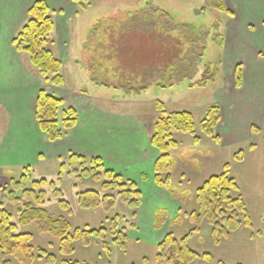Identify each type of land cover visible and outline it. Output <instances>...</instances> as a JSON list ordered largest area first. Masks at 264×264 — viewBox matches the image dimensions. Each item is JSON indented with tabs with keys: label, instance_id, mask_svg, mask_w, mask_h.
<instances>
[{
	"label": "rangeland",
	"instance_id": "rangeland-1",
	"mask_svg": "<svg viewBox=\"0 0 264 264\" xmlns=\"http://www.w3.org/2000/svg\"><path fill=\"white\" fill-rule=\"evenodd\" d=\"M56 2L62 7L54 11V19L59 29L51 35L49 49L63 63L65 85L57 87L45 80L31 64L28 55H11L12 49L10 51L8 49L11 42L9 44L7 42L2 49V56L12 59L10 66L15 68L12 71H23L33 76L36 81L38 80L36 89L45 90L64 99L70 106L89 101L102 110L114 109L120 114L133 115L150 131L159 117L156 110L157 101L165 104L169 113L182 111L192 113L195 119V136L201 141L196 144L195 136L174 134L180 146L178 151L170 153L174 195L186 203L185 211L196 210L198 207L196 191L211 177L222 174L226 165H230L231 176L241 190L235 196L243 197L254 226L253 229H238L229 239L217 246L211 226L204 221L200 234L193 235L189 245L198 254L210 253L215 262L207 263L199 259L193 264L218 262L264 264V132L254 135L250 131L252 126L264 131V119L259 115L256 123L251 122V125H247V134L237 142L225 140L218 145L202 131L201 123L205 120L210 106L218 104L227 119H232L233 113L243 107V95L235 101L234 95L231 94L243 90L236 89L234 77L235 67L241 61L235 62L238 55L232 53L233 48L230 49V54H227L224 49L221 50L212 43L207 44L204 62L217 69L219 74L215 82L206 88L191 89L190 82L196 81L204 72L199 55L203 53L206 38L211 30L202 29L199 38L189 28L179 25L188 23L195 27L211 28L215 23H219L225 40L229 41L231 46L237 40L247 44L254 41L252 44L257 47V52H264V16L261 20L255 19L254 16H250V11L247 15L243 12L240 15L236 14V17L215 10L202 14L200 11L205 6V0H86L81 5L71 1L72 6L68 0ZM158 9L168 11L175 20L169 21L158 12ZM257 12L264 15L263 1L257 4ZM243 29L248 32L247 35ZM161 36L168 38L169 42H172V38H178L183 42L181 55L183 60L179 59L178 65L186 71L185 75L188 78L182 79L184 75L181 72L173 74L171 69L165 70L162 66L165 61L159 58L161 50L153 45V40L157 41ZM248 36H251V39ZM189 77L194 79L190 80ZM51 79L52 77L49 80ZM170 79L182 81L179 85L170 87L172 82ZM145 85L149 87L139 95L128 93L132 88L140 89ZM162 85L165 87L162 88ZM10 121L11 116L7 109L0 107V138L3 132L9 129ZM225 125L227 121L225 122L224 118L218 134L225 131ZM1 143L0 140V149ZM253 144L257 146V151H248ZM239 151L245 152L246 159L242 163L234 160L235 154ZM59 166L60 162L57 159L45 160L41 165L35 166L33 176L23 186L15 189L10 185L6 188L16 190L15 194L22 202L12 203L0 195L2 205L9 203L23 210L27 202L26 198H22L23 190L32 189V182L41 179L56 182ZM23 174V170L17 169L11 171L9 175L0 173V187L11 183L12 178L18 180ZM75 184H78V190L75 189ZM100 186V183L92 179H83L78 183L74 175L65 174L58 188L62 191L64 200L76 210L74 218L69 219L73 227L72 232L75 229L91 231L105 228L109 231L107 240L99 238L89 247L78 240L75 243L74 254L65 255L60 251L59 239L48 234H40L37 226L33 224L27 231L33 234L32 244L36 249V255L38 249H44L57 257L55 264H62L64 261L86 264H157V247L148 242L149 239L145 238L144 242H139L131 237L126 251H122L114 244V235L110 232L112 225L102 219V211H83L79 208L77 194L87 190L100 191ZM44 189L47 192L46 201L48 198L51 199L46 210L54 218L61 216V213L66 216V212L59 207V199L53 195V191L48 187ZM39 191L40 189H37L36 192ZM119 206L127 208L121 203ZM17 208L12 209L14 223H17ZM6 210L12 211L7 208ZM116 212L126 214L120 207ZM165 224L160 225L158 222L156 232H161ZM193 227L189 220L180 227L174 223L171 232L180 240L187 236ZM104 243L111 245V256L105 253ZM13 262L19 264L15 260ZM34 264L46 263L45 260H37Z\"/></svg>",
	"mask_w": 264,
	"mask_h": 264
},
{
	"label": "trees",
	"instance_id": "trees-1",
	"mask_svg": "<svg viewBox=\"0 0 264 264\" xmlns=\"http://www.w3.org/2000/svg\"><path fill=\"white\" fill-rule=\"evenodd\" d=\"M86 0H73L74 3L81 5ZM209 10H215L226 13L229 16L233 14L229 11L223 0H205V6L200 13H207ZM169 21H174L173 16L165 10L158 9ZM179 25L189 28L194 34L201 38L202 29H210L206 38V46L203 53L199 55L200 64L204 72L196 81L190 82L189 87L206 88L214 83L219 71L204 62L205 53L209 43L223 48L225 46V36L221 32L219 23H215L211 28L195 27L192 24L180 23ZM56 31V22L54 11L44 0L36 1L28 11V19L17 35L13 38L12 45L19 54L29 56L31 64L39 71L40 75L49 81L53 86L65 85V78L62 74L63 63L49 49L51 35ZM160 32H158L159 35ZM160 36V35H159ZM170 35H168L169 38ZM166 37V36H165ZM161 36L157 41L153 40V45L159 48V58L164 60L165 70L171 69L172 73L181 72L184 78H188L179 65L183 53V42L178 38H172V42ZM264 59V54H260ZM183 60V59H181ZM52 77L51 80H49ZM173 77V76H171ZM181 80H171L170 87L179 85ZM193 80L194 77H189ZM243 80L242 66L238 65L235 69L236 87H241ZM149 85L140 89L132 88L129 94L139 95L147 90ZM164 88L165 86H161ZM117 89V88H116ZM122 89V88H121ZM156 110L159 114L152 128L151 144L160 153L155 164V182L159 187L167 190L172 188L173 165L170 153L179 149V144L175 140V133H184L195 136V119L192 113L187 111L169 113L165 104L156 102ZM35 119L39 125L40 131L48 142H56L64 139L77 126L80 120L78 110L66 104L64 99L49 94L45 90H40L37 96ZM221 122V107L214 104L209 107L205 120L201 123L202 131L216 143L220 144L221 139L217 135V128ZM264 131L256 126H252L251 133L260 135ZM196 144L200 143V138H194ZM256 145H251L248 151H255ZM245 152L239 151L235 154L234 160L242 163L245 160ZM67 170H70L69 172ZM65 174L74 175L77 181L83 179H92L102 183V189L111 194L102 196L95 190L79 192L77 194L78 204L81 209L93 211L102 208L110 212L116 205L117 198L125 203L130 209L137 211L142 205V193L137 185L132 181L125 180L121 175L106 169L103 160L100 157H85L77 154H70L67 161L60 165L57 181H48L42 179L33 181V188L24 189L22 198H26L24 209L19 211L18 224L13 222V216L2 204H0V264H34L37 260H45L46 264H55L57 257L47 253L44 249H36L33 246V235L29 233H18V226H30L35 224L40 234H48L60 241V251L65 255H71L75 252L76 241H82L83 245L89 247L92 243L102 238L107 240L108 230L105 228L99 230H80L75 229L70 222L60 217L54 219L45 209L46 191L48 187L53 191V195L59 199V207L72 215L71 205L64 200L62 191L58 188L62 184ZM32 176L30 168L24 170V174L18 179L11 180V187L19 188L27 182ZM37 189L40 191L37 193ZM240 187L236 180L231 176L230 165L224 167L222 174L213 176L207 180L202 187L196 191V200L198 209L189 214V219L194 227L184 238L178 240L173 233H168L164 241L158 246L156 256L157 264H193L196 260H203L207 263H214L215 259L210 253L198 254L191 249L189 240L193 235H199L201 225L207 221L212 228V236L217 246H220L224 240L240 228L253 229L252 217L247 208L246 202L240 193ZM16 190H3V198L12 203H20L22 200L16 196ZM31 199L34 201L32 202ZM137 213L135 212L134 218ZM180 221V218H178ZM112 225L110 232L114 235V244H117L122 251L127 249V231L129 223L123 218L117 216L110 220ZM122 223L124 225L122 226ZM133 226V225H132ZM130 226V227H132ZM202 241V239H200ZM104 251L111 256V245L104 243ZM62 264H86L73 261H64ZM217 264H224L218 262Z\"/></svg>",
	"mask_w": 264,
	"mask_h": 264
},
{
	"label": "crops",
	"instance_id": "crops-1",
	"mask_svg": "<svg viewBox=\"0 0 264 264\" xmlns=\"http://www.w3.org/2000/svg\"><path fill=\"white\" fill-rule=\"evenodd\" d=\"M36 1L39 0H0V107L6 108L11 116L10 127L3 132L0 138L2 141L0 173L9 175L11 171L16 169L23 170L24 173L26 168H30L33 176L35 166L41 165L45 160L57 159L61 165L67 161L70 154L89 158L100 157L106 169L112 170L125 180L132 181L137 185L142 193V205L135 211L117 198L112 211L106 212L102 208L93 211H102V219L107 222L117 216L123 218L130 224L127 231V244L131 241V237L139 242H144L143 239L147 238L150 240L148 242L157 247L158 254V246L164 241L168 233H173L171 228L174 223L175 226L179 227L184 225L186 221H190L189 214L196 211L198 207L191 212L184 210L186 203L174 195L173 176L171 190L159 187L156 184L155 164L160 157V153L151 144L152 131L133 115L120 114L114 109L102 110L89 101L74 103L73 107L78 110L80 116L77 126L62 140L56 142L45 140L35 119L37 96L40 91L35 88L38 80L36 81L33 76H29L23 71L18 72L16 70L13 72L12 70H15V68L10 66L12 59L2 56V49L5 48L4 44L7 42L8 44L11 42L8 46L9 51L12 49L11 55L19 54L13 47L12 41L27 22L28 11ZM44 1L53 11H56V8H62L56 0ZM60 1L62 2V0ZM71 1L73 0H68L72 6ZM223 1L234 17L242 12L247 15L250 11V16H254L255 19L259 20L263 19L264 15L257 12V4L259 1L264 2V0ZM58 29V24H56V31ZM244 33L247 35L248 32L244 30ZM248 37L251 39V36ZM252 42L247 44L242 40H237L231 46L230 42L225 40V46L222 48L227 54H230V49L233 48L232 53L238 55L235 62L241 61L238 65L242 66L243 80L241 87H236V89L241 90L243 88V90L231 94L234 95L233 99L235 101L243 95L244 102L243 107L238 108L233 113L232 119H227L221 108V122L217 128V135L220 137L221 143H217L218 145L224 143L225 140L227 142L239 141L242 136L247 134V125H251V122L256 123L259 115L264 119V59L260 56L264 52H257V47ZM224 118L225 122L227 121L226 129L223 130L222 134H218ZM76 182L81 181L76 180ZM100 184V191L97 189L95 191L102 196L110 195L109 191L102 189V183ZM8 186H10V183L5 187H0L1 198H3V190ZM74 187L78 190V184H75ZM50 203L51 199L48 198L45 209L48 208ZM120 203L127 208L119 206ZM0 204H2L1 201ZM8 204H4L5 209L17 208V206ZM118 207L125 210L127 215L117 213L116 209ZM71 209L72 215L66 212V216L61 213L62 215L59 217H63L68 221L74 218L76 214L75 207L73 208L71 205ZM13 211L8 212L14 218ZM19 211L20 209L17 208L16 224L19 222ZM135 212L137 215L134 218ZM59 217L53 218L58 219ZM178 218H180V221ZM158 222L160 225L166 223L161 232H156ZM32 226L33 224L26 227L18 226V233H29L27 230Z\"/></svg>",
	"mask_w": 264,
	"mask_h": 264
}]
</instances>
